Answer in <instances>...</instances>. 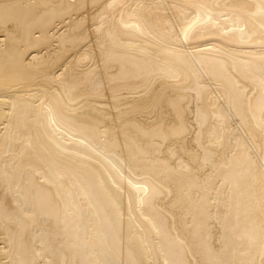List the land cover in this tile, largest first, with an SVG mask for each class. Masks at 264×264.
<instances>
[{
	"label": "bare ground",
	"instance_id": "obj_1",
	"mask_svg": "<svg viewBox=\"0 0 264 264\" xmlns=\"http://www.w3.org/2000/svg\"><path fill=\"white\" fill-rule=\"evenodd\" d=\"M0 264H264V0H0Z\"/></svg>",
	"mask_w": 264,
	"mask_h": 264
},
{
	"label": "rangeland",
	"instance_id": "obj_2",
	"mask_svg": "<svg viewBox=\"0 0 264 264\" xmlns=\"http://www.w3.org/2000/svg\"><path fill=\"white\" fill-rule=\"evenodd\" d=\"M42 52H44V51H42ZM42 52H41V53H42ZM211 90H212V88H211ZM104 108H106L109 112H113V109L110 108V107L104 106Z\"/></svg>",
	"mask_w": 264,
	"mask_h": 264
}]
</instances>
